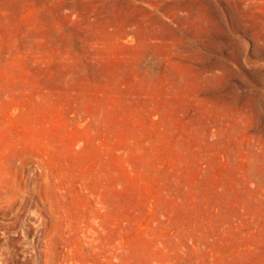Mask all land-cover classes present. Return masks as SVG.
<instances>
[{"label": "rangeland", "instance_id": "374dc122", "mask_svg": "<svg viewBox=\"0 0 264 264\" xmlns=\"http://www.w3.org/2000/svg\"><path fill=\"white\" fill-rule=\"evenodd\" d=\"M0 264H264V0H0Z\"/></svg>", "mask_w": 264, "mask_h": 264}, {"label": "bare ground", "instance_id": "6f19581e", "mask_svg": "<svg viewBox=\"0 0 264 264\" xmlns=\"http://www.w3.org/2000/svg\"><path fill=\"white\" fill-rule=\"evenodd\" d=\"M45 255V254H44Z\"/></svg>", "mask_w": 264, "mask_h": 264}]
</instances>
